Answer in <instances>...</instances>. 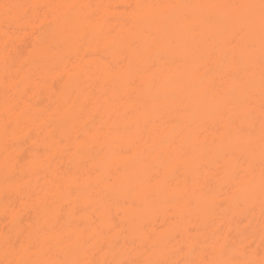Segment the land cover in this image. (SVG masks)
I'll use <instances>...</instances> for the list:
<instances>
[{
  "label": "bare ground",
  "instance_id": "1",
  "mask_svg": "<svg viewBox=\"0 0 264 264\" xmlns=\"http://www.w3.org/2000/svg\"><path fill=\"white\" fill-rule=\"evenodd\" d=\"M0 264H264V0H0Z\"/></svg>",
  "mask_w": 264,
  "mask_h": 264
},
{
  "label": "rangeland",
  "instance_id": "2",
  "mask_svg": "<svg viewBox=\"0 0 264 264\" xmlns=\"http://www.w3.org/2000/svg\"><path fill=\"white\" fill-rule=\"evenodd\" d=\"M21 20H24V18H22ZM24 28H28V27H24ZM24 28H23V29H24ZM26 30H27V29H26ZM16 44H18L20 47H22V45H24L25 47L27 46V45H26L27 42H25V43H20L19 41H18V42L16 41ZM220 198H222V196H221ZM221 202H222V200H221ZM221 202H220V205H223V203H221ZM216 209H217V208H216ZM216 209H215V210H216ZM220 209L223 210V208H220ZM220 209H218L219 211H216V212H218V213L220 212V213H221L222 210L220 211ZM215 210H214V211H215ZM256 212H257V211H256ZM257 213H258V212H257ZM216 214H217V213H216ZM217 215H218V214H217ZM217 215H215V216H217ZM214 218H215V217H214ZM235 218H236V217H235ZM239 218H240L241 221L243 220V217H242V216H241V217L238 216V219H239ZM238 219H236V220H238ZM240 220H238L237 222H239ZM242 222L244 223L245 220L242 221ZM242 222H241V223H242ZM221 225H222V227H223V224H221ZM222 229H223V228H222ZM216 230H218V231L221 230L220 224H219V226H218V225L216 226ZM217 233H220V232H217ZM207 239H208V237H206V240H207ZM210 239L213 240V238H210ZM208 240H209V239H208ZM208 240H207V241H208ZM207 241H206V242H207ZM181 247H182V248H181ZM180 248L183 250V248H184L183 245H180ZM182 250H181V251H182ZM179 251H180V250H179ZM180 253H181V252H180ZM185 253H186V251H185ZM185 253H184V254H185ZM178 254H179V252H178ZM178 254H177V255H178ZM180 255H181V254H180ZM186 255H187V254H186ZM186 255H185V256H186ZM182 256H183V255H182ZM182 256H181V257H182ZM178 257H179V256H178ZM178 257H177V259L180 258V257H179V258H178ZM182 258L185 259L184 256H183ZM178 261H179V260H178ZM180 261H181V259H180ZM182 261H183V260H182ZM182 261L179 262V263H182Z\"/></svg>",
  "mask_w": 264,
  "mask_h": 264
}]
</instances>
